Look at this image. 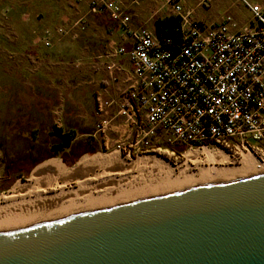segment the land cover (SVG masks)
<instances>
[{
  "label": "built area",
  "instance_id": "obj_1",
  "mask_svg": "<svg viewBox=\"0 0 264 264\" xmlns=\"http://www.w3.org/2000/svg\"><path fill=\"white\" fill-rule=\"evenodd\" d=\"M145 1L128 0L134 6ZM239 1L252 13L243 26L230 14L205 23L195 19L192 9H184L182 0H165L179 17V41L174 42L173 35L134 27L123 0H86L88 14H108L130 38V47L112 46L103 55L110 59L108 70L116 67L114 57L128 55L135 76L116 102L117 115L130 128L116 151L129 158L175 155L165 146H182V156L201 151L198 158L208 165L219 163L218 156L209 158L217 150L235 164L250 154L257 170L264 172V4ZM83 21L82 15L69 26L43 29L45 46L53 45V34L61 40ZM113 102H99L96 112ZM113 118L98 124L99 131Z\"/></svg>",
  "mask_w": 264,
  "mask_h": 264
},
{
  "label": "rangeland",
  "instance_id": "obj_2",
  "mask_svg": "<svg viewBox=\"0 0 264 264\" xmlns=\"http://www.w3.org/2000/svg\"><path fill=\"white\" fill-rule=\"evenodd\" d=\"M203 1L184 0L182 5L184 9H192L196 19L208 24L216 22L222 15L230 14L243 26L252 17L251 11L239 0ZM257 1L264 4V0ZM54 9L56 14L58 10H61L62 14L51 18ZM74 10L75 0H0V43L7 39L12 54L7 53L6 69L0 65V194L9 192L17 182L27 181L36 171L46 166L52 167L58 174H63L98 156L108 158L118 155L126 160L128 167L137 158L133 156L129 159L120 154L115 150L116 145L105 148L104 151L99 145V139L98 143L97 141L95 143L92 135H88L96 131V134L102 132L98 131V124L101 122L94 125V122L91 123V116L93 112L98 114L96 111L99 102L109 100L103 96L97 101L96 107L91 93L92 88L89 87L93 84L89 81L95 73L92 67L95 59L89 55L97 53L94 49L101 46L102 42H106V37L103 36L105 30L99 25L91 26L84 20L74 33L70 32L60 42L55 41L56 45L52 47L43 45L41 31L45 28L69 26L74 20L72 16L75 17L76 14ZM63 15L69 16L62 18ZM84 43L90 47L89 51L81 48ZM15 48L18 49L17 53ZM46 57L52 59V65H46L43 61ZM14 69L23 72L21 75L27 79L17 77ZM33 73H37L34 79ZM81 80L89 83L86 84L85 81L79 83ZM28 81L34 85L30 86ZM66 107L68 110L66 116H57L58 111L64 113ZM55 127H61L63 132L73 133L74 138L69 147L58 153H55L54 148L61 139ZM181 148L183 147L165 146V150H175L176 154L154 155L159 157L162 165L167 162L166 164L176 167V171L180 167L188 168L186 171L189 174L198 175L200 166L214 165V163L208 165L204 159L198 158L201 151H198V154L195 152V155L191 153L182 156L179 151ZM195 158L198 159L196 165L189 161ZM215 165L219 166L220 163ZM231 165L239 166L226 162L220 166ZM154 169L157 168L153 167ZM95 170L98 173L103 171L101 167ZM116 170L118 169H114ZM138 171L131 170L129 177L138 175ZM75 185L76 182H69L66 187ZM179 187L174 193L180 189L182 191V187ZM195 187L198 186L192 188ZM186 188L191 189L186 186L183 190ZM168 191L166 194L173 193Z\"/></svg>",
  "mask_w": 264,
  "mask_h": 264
},
{
  "label": "water",
  "instance_id": "obj_3",
  "mask_svg": "<svg viewBox=\"0 0 264 264\" xmlns=\"http://www.w3.org/2000/svg\"><path fill=\"white\" fill-rule=\"evenodd\" d=\"M0 264H264V172L1 233Z\"/></svg>",
  "mask_w": 264,
  "mask_h": 264
},
{
  "label": "bare ground",
  "instance_id": "obj_4",
  "mask_svg": "<svg viewBox=\"0 0 264 264\" xmlns=\"http://www.w3.org/2000/svg\"><path fill=\"white\" fill-rule=\"evenodd\" d=\"M191 153L195 155V152H187V156ZM154 154L158 153L137 156L130 167L124 158L112 155L108 158H92L63 174H58L49 166L41 168L27 181H19L9 192L0 194V234L113 208L127 201L159 197L165 195L168 189V192L174 193L179 186L183 190L186 186L192 188L201 184H220L261 173L253 164L250 154L244 155L239 166L235 167L220 166L225 162L230 164L231 158L219 150L212 152L209 158L218 156L220 165L200 166L198 175L189 174L186 171L188 168L180 167L176 171V167L167 162L162 165ZM191 160L195 165L198 164L197 158ZM97 167L103 171L98 173L95 170ZM153 167L157 169L153 170ZM133 169L139 170L138 175L129 177ZM69 182H76V185L67 188Z\"/></svg>",
  "mask_w": 264,
  "mask_h": 264
},
{
  "label": "crops",
  "instance_id": "obj_5",
  "mask_svg": "<svg viewBox=\"0 0 264 264\" xmlns=\"http://www.w3.org/2000/svg\"><path fill=\"white\" fill-rule=\"evenodd\" d=\"M76 1V10L75 11V17L72 16V19H77L80 16H84L85 22H88L91 26H101L103 30V36L106 37V42H102L101 46H98V48H95L94 50L97 53L89 55L90 58H94L95 61L92 62V67L95 69V73L93 76H91V80L89 82H93L89 87L92 88L91 93L93 94V98L95 99V105L97 107V101L104 96L106 99H113L115 102L109 105V107H106L103 113L95 114L93 112V116H91V123L94 122V125H96L98 122H102L105 119L113 118V121L109 123L108 127L105 128L100 134L96 132L94 134L90 133L88 135H92L93 141L96 143V141L99 139V145L101 149L105 151V148L108 149L109 147L116 145L118 141H121L130 133V128L128 122L124 119L123 116H118V105L116 102L120 101L123 94L129 91V89L132 87L133 80H134V74H133V68L131 64V60L128 55H119L117 57H114L112 60L115 61L116 67L112 70H108L106 68V65L110 62V59H107L104 57V53L107 52L112 46H126L130 47V38H128L122 31V29L117 25V22L112 20L108 14H88L87 11V2L86 0L83 2ZM184 0H182L183 3ZM255 3H260L257 0H252ZM165 0H146L141 5L134 6L133 4H130L128 0H123L124 7L128 14L131 16V23L134 27H147L150 30L153 31H159L157 28L156 20L159 18H165L172 15V12L170 9L165 5ZM181 3V4H182ZM79 4V5H78ZM80 9V11H78ZM156 11L157 14L154 16L153 12ZM61 10L57 11L56 9L52 10V17L55 15L58 17L61 15ZM66 16L69 15H63L62 18H67ZM196 19V18H195ZM200 20V19H198ZM250 20V19H249ZM202 21V20H201ZM237 21V20H236ZM239 24V22L237 21ZM151 26H153L151 28ZM240 26V24H239ZM8 27V26H7ZM79 27L74 28L72 33H74L76 30H78ZM58 29V28H57ZM56 28L51 30H57ZM42 33V31H41ZM7 35V34H6ZM42 39V38H41ZM53 45L46 46V47H52L56 45L55 41L60 42L61 40H56L55 34H53ZM43 41V40H42ZM3 43H0V65L3 67V69H6V59H7V53L9 52L10 55L11 51L8 48V40L3 39ZM44 43V41H43ZM45 45V43L43 44ZM84 46L81 47L82 49H86V51L90 50V47L83 44ZM12 50V49H11ZM17 48H15V52L17 53ZM33 53V52H32ZM31 57V56H29ZM46 65H52L53 61L49 57H46L43 60ZM14 72H16L17 77H23L24 79H27V77L22 76L23 72L18 71L14 69ZM37 73H33V79L36 77ZM31 79V76H28V80ZM85 80L79 81V83L84 82ZM31 85H34V83L31 84V81H28ZM88 81H85L86 84L89 83ZM84 84L81 85L83 87ZM77 87H73L75 89ZM30 89V88H29ZM28 89V90H29ZM77 105L74 104V106ZM67 107L66 111H58L57 116H66L67 113ZM54 113V112H53ZM83 115V114H82ZM55 120V116H53ZM58 120V118H57ZM72 119H70L71 121ZM69 121V123H71ZM54 122V121H53ZM63 123L61 122L60 125ZM99 131V130H98ZM74 140V138H73ZM72 140V141H73ZM98 143V141H97ZM103 151V152H104ZM115 151V150H114ZM98 153V152H95ZM93 153V154H95ZM92 154V155H93ZM99 154V153H98ZM98 156V155H96ZM94 157V156H93ZM102 157V156H98ZM80 159V158H79ZM78 159V160H79ZM90 159V158H89ZM82 161V160H81ZM78 162V161H77ZM62 168V166H61Z\"/></svg>",
  "mask_w": 264,
  "mask_h": 264
},
{
  "label": "trees",
  "instance_id": "obj_6",
  "mask_svg": "<svg viewBox=\"0 0 264 264\" xmlns=\"http://www.w3.org/2000/svg\"><path fill=\"white\" fill-rule=\"evenodd\" d=\"M178 18H179L178 16L171 15V16H168L165 18H159L156 20L157 28L160 34L173 35L174 42L179 41V33L176 29L177 25H179ZM55 130L57 131L61 139L54 148L55 153H58V151L64 150L67 146L68 147L70 146L71 140L73 139V136H72L73 133H70L69 131L63 132L61 130V127H55Z\"/></svg>",
  "mask_w": 264,
  "mask_h": 264
}]
</instances>
